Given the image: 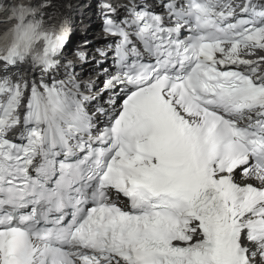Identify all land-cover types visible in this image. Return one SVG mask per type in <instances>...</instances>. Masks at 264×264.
Returning <instances> with one entry per match:
<instances>
[{
  "label": "snow or ice",
  "instance_id": "snow-or-ice-1",
  "mask_svg": "<svg viewBox=\"0 0 264 264\" xmlns=\"http://www.w3.org/2000/svg\"><path fill=\"white\" fill-rule=\"evenodd\" d=\"M94 4L0 0V264H264V0Z\"/></svg>",
  "mask_w": 264,
  "mask_h": 264
},
{
  "label": "bare ground",
  "instance_id": "bare-ground-1",
  "mask_svg": "<svg viewBox=\"0 0 264 264\" xmlns=\"http://www.w3.org/2000/svg\"><path fill=\"white\" fill-rule=\"evenodd\" d=\"M76 1L81 2L78 4L81 5L79 7L81 8V10H79L78 6L73 5V2ZM62 2H70L72 4V8L68 13L71 23V42L69 45V49H71L72 51L77 49L83 50L90 60L91 55L95 52L94 48L101 40V35L99 33H94L95 30L97 31V26L100 25L94 0H57V3ZM82 5L84 7H82ZM85 64L91 63L85 61ZM78 68L81 69L80 66L77 67V69ZM77 71L80 72L79 70ZM101 78L102 77H98L96 80L98 81Z\"/></svg>",
  "mask_w": 264,
  "mask_h": 264
},
{
  "label": "rangeland",
  "instance_id": "rangeland-1",
  "mask_svg": "<svg viewBox=\"0 0 264 264\" xmlns=\"http://www.w3.org/2000/svg\"><path fill=\"white\" fill-rule=\"evenodd\" d=\"M77 6V5H76ZM80 10V9H79Z\"/></svg>",
  "mask_w": 264,
  "mask_h": 264
}]
</instances>
